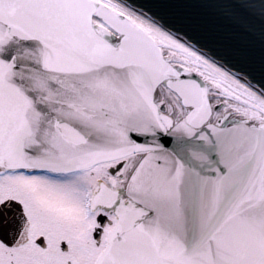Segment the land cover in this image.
<instances>
[{
	"label": "snow or ice",
	"instance_id": "6c2138e0",
	"mask_svg": "<svg viewBox=\"0 0 264 264\" xmlns=\"http://www.w3.org/2000/svg\"><path fill=\"white\" fill-rule=\"evenodd\" d=\"M0 264H264V0H0Z\"/></svg>",
	"mask_w": 264,
	"mask_h": 264
}]
</instances>
